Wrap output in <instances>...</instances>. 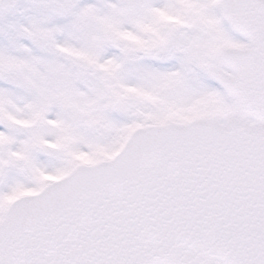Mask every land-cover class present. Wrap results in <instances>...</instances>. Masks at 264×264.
Segmentation results:
<instances>
[{
	"label": "snow or ice",
	"instance_id": "1",
	"mask_svg": "<svg viewBox=\"0 0 264 264\" xmlns=\"http://www.w3.org/2000/svg\"><path fill=\"white\" fill-rule=\"evenodd\" d=\"M0 264H264V0H0Z\"/></svg>",
	"mask_w": 264,
	"mask_h": 264
}]
</instances>
